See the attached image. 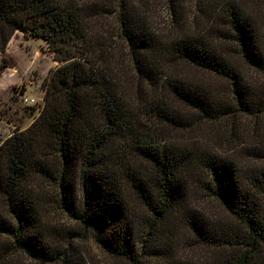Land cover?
I'll return each mask as SVG.
<instances>
[{
    "label": "trees",
    "instance_id": "trees-1",
    "mask_svg": "<svg viewBox=\"0 0 264 264\" xmlns=\"http://www.w3.org/2000/svg\"><path fill=\"white\" fill-rule=\"evenodd\" d=\"M121 1L109 42L105 7L84 0H0V52L24 30L45 39L59 62L41 114L0 145V264H12L15 251L37 264H84L73 242L80 234L73 233L67 248L61 232L53 240L45 201L30 187L36 176L55 181L56 204L106 253L128 264H192L173 256L182 224L198 242L227 247L210 264H264V0H198L205 25L196 32L176 0L173 26L180 35L168 41L153 31L137 0ZM218 26L225 31L215 32ZM120 44L139 86L159 91L154 110L161 125L185 127L183 108L196 111L204 126L225 121L231 152L143 137L114 87L112 49ZM225 44L234 47L230 54ZM170 58L215 81L163 79L161 66ZM195 179L235 224L210 221L190 206Z\"/></svg>",
    "mask_w": 264,
    "mask_h": 264
},
{
    "label": "rangeland",
    "instance_id": "rangeland-1",
    "mask_svg": "<svg viewBox=\"0 0 264 264\" xmlns=\"http://www.w3.org/2000/svg\"><path fill=\"white\" fill-rule=\"evenodd\" d=\"M84 1L93 3L92 6L94 7H105L107 9L108 14L106 13V15L108 18L104 16L105 19L103 18L102 20L104 23L103 30H110L109 42L115 40L113 34L116 35L117 23L114 14L117 8H121L119 4L122 1ZM179 1L182 12L187 13V18L189 21H192L190 26L193 24V31L201 30V27L205 23L199 19V13L201 12L198 0ZM137 2L140 9H146V17L150 27L155 33L161 35L164 40L168 41L173 36H176V34L180 35V29L173 26V20L175 19L174 11L176 9L172 3L176 2V0H137ZM195 17L197 18L195 19ZM209 25L210 22L206 24L207 27ZM103 30H101V33H103ZM223 31L225 30L218 26L215 32ZM48 45L49 43L41 38V36H34L24 30H17L13 34L9 44H7L6 49L0 52V67L2 69L0 71V145L15 132L28 129L44 108V97H46L51 74L59 66L58 60L55 59V53ZM112 50L114 55H111L113 57V64L111 66L116 68L113 76L114 80L119 83V87H114L125 97L123 101L124 107L127 110V119L131 123H134L139 131L142 132L141 135L143 137L152 135L160 142L171 141L178 144H195L198 148H208L223 156L229 153L230 143H226L228 131L226 130L225 121L215 125L207 123L204 126V124L198 122L199 115H197L196 111L183 108L186 109V113L182 114L184 116V123H187L185 127L178 128L171 125H161L154 106L161 96L159 95V91H155L149 83L148 85L142 84V86H139L138 82L140 79L133 68L134 63L129 56L127 48L120 44ZM223 50L226 54H230L234 50V47L232 44H225ZM238 60V58L235 59V61ZM165 62L166 65L161 66L163 79H166V75L173 74L174 76L196 79L203 83L206 81L207 85H211L215 81L214 77L209 73L198 70L180 60L170 58ZM173 106L175 107L174 104ZM164 137L166 138L165 141L162 140ZM132 160L136 159L133 157ZM237 160L238 164L242 162V158L240 157ZM138 162L142 171L147 173L149 168L141 165L140 161ZM48 164L53 168L57 164V161L55 163L52 160ZM200 175L203 180L209 181L204 172H201ZM196 181L195 179L191 183V188H189L191 193L190 206L202 213L210 221H226L229 223L228 225L235 224L236 219L223 208V204L212 195L211 191L204 187L205 183L198 184ZM56 185L55 181L42 179L39 176L34 177L30 185L36 194L39 193L37 194L39 199L45 201V205L48 208L45 211L44 220L50 221L49 225L53 226L54 232H51V234H54L53 240L60 239L61 236L58 233L61 232L62 236H64L63 238H65L63 239L64 247L67 248L73 233H78L80 237L74 239L73 242L76 246L78 245L75 248H78V251H80L81 255L79 256L82 258L84 264H128L122 259L112 257L106 253L93 240L91 234V236L86 234L80 223L71 219L60 208V205L56 204V200L59 198ZM126 195L128 199H133L134 195L129 191L126 192ZM0 202L2 204L1 199ZM173 248L175 259L191 262L192 264H210L216 256H221L227 247L211 248L198 242L187 226L182 224L177 239L174 241ZM10 258L12 264H37L18 251L11 253Z\"/></svg>",
    "mask_w": 264,
    "mask_h": 264
}]
</instances>
